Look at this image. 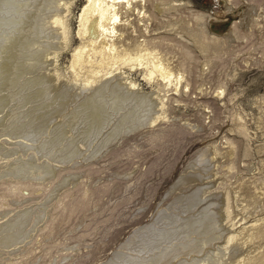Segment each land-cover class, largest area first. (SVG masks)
Returning a JSON list of instances; mask_svg holds the SVG:
<instances>
[{
    "label": "bare ground",
    "instance_id": "obj_1",
    "mask_svg": "<svg viewBox=\"0 0 264 264\" xmlns=\"http://www.w3.org/2000/svg\"><path fill=\"white\" fill-rule=\"evenodd\" d=\"M77 1L0 0V264H13L55 199L90 169L78 168L81 162L96 161L129 134L162 133L172 118L168 93L202 90L232 50L228 46L247 37L236 32L240 26L252 31L264 17L256 1L245 0L239 23L218 36L209 30L211 16L188 0H84L73 32ZM217 1L226 13L243 4ZM65 50L71 57L63 73L59 57ZM196 64L203 78L198 85L192 80ZM217 79L222 96L227 83ZM238 119V129L246 130ZM224 139L227 148L208 145L185 165L170 189L169 210L106 264H172L177 258L173 264H264V205L255 203L260 214L251 208L258 192L253 181L236 184V198L224 184L237 150L234 140ZM223 159L226 172L219 169ZM43 182L51 186L39 197L3 206V198ZM27 199L32 201L14 206ZM234 201L242 203L241 212ZM75 211L71 206L69 217Z\"/></svg>",
    "mask_w": 264,
    "mask_h": 264
},
{
    "label": "rangeland",
    "instance_id": "obj_2",
    "mask_svg": "<svg viewBox=\"0 0 264 264\" xmlns=\"http://www.w3.org/2000/svg\"><path fill=\"white\" fill-rule=\"evenodd\" d=\"M188 1L194 10L211 16L207 22L209 30L218 36H226L228 30L239 23L245 9V0H241L243 4L234 9L233 14L226 13L225 5L217 0ZM254 1L264 10V0ZM83 2L78 0L74 7L73 32ZM259 21L252 31L240 26L236 32L247 37L234 40L228 46L232 50L227 48L228 54H223L220 63L211 71L214 80L204 82L202 90L194 89L178 96L168 93L173 99L172 118L170 123L162 125V133L155 136L138 132L129 134L96 161L81 162L78 168L90 169L82 172L77 185L67 186L55 199L54 206L50 207L51 215L39 227L28 247L13 255V264H106L124 250L139 230L169 210L164 206L174 195L170 189L185 165L196 160L197 153L208 145L227 148L224 138L237 144L233 158L235 169L226 173L228 179L224 184L232 189L236 198L239 183L254 182L251 188L257 189V200L253 198L250 203L251 208L258 211L259 205L255 203L261 199L259 202L264 205V17ZM77 45L75 39L72 47ZM70 53L65 50L60 54L59 65L63 73L67 72ZM198 67L196 64L192 76L194 85L203 82L198 76ZM219 76L227 83L226 94L222 96L217 95L215 87ZM238 118L246 130L238 129ZM181 119L201 129L183 126L177 122ZM223 160L219 169L226 172L227 165L222 164L227 159ZM50 186L43 182L31 191L17 190L14 195L3 198L2 204L7 207L29 194L39 197ZM31 201L16 202L14 206L21 207ZM241 205L234 201L237 213L241 212ZM71 206L76 211L69 217ZM259 210L264 213L263 209ZM57 213L59 218L56 219Z\"/></svg>",
    "mask_w": 264,
    "mask_h": 264
}]
</instances>
